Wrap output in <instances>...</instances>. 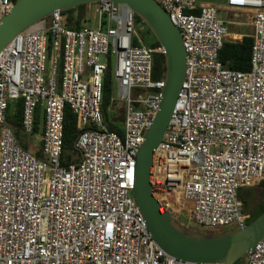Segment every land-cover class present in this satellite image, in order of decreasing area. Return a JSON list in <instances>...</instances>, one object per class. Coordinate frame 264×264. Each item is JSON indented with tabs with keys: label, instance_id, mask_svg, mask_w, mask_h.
Segmentation results:
<instances>
[{
	"label": "built area",
	"instance_id": "obj_1",
	"mask_svg": "<svg viewBox=\"0 0 264 264\" xmlns=\"http://www.w3.org/2000/svg\"><path fill=\"white\" fill-rule=\"evenodd\" d=\"M156 1L180 29L188 60L154 155V195L185 228L242 229L248 215L239 192L264 182V0ZM13 4L0 0V20ZM95 6V26L69 29L56 11L0 54V264H194L158 246L132 194L136 156L166 84L153 79L154 54L164 50L142 42L128 7L114 13L109 1ZM232 13L248 21L232 20ZM247 25L252 67L234 71L220 51L241 42ZM114 59L113 112L124 109L123 135L110 131L102 110L103 79ZM21 99L27 135L42 108L41 158L20 146L8 123L9 103ZM67 106L77 119L81 159L63 166ZM243 259L264 264V239Z\"/></svg>",
	"mask_w": 264,
	"mask_h": 264
},
{
	"label": "water",
	"instance_id": "obj_2",
	"mask_svg": "<svg viewBox=\"0 0 264 264\" xmlns=\"http://www.w3.org/2000/svg\"><path fill=\"white\" fill-rule=\"evenodd\" d=\"M109 1L114 13L131 9L148 26L164 50L167 74L159 110L136 156L132 191L148 230L158 246L184 262L236 264L264 239V212L252 223L235 231L213 234L180 226L154 195V155L171 123L187 75L188 55L180 29L156 0H17L0 20V54L19 34L35 27L56 11L67 12L83 5Z\"/></svg>",
	"mask_w": 264,
	"mask_h": 264
},
{
	"label": "trees",
	"instance_id": "obj_3",
	"mask_svg": "<svg viewBox=\"0 0 264 264\" xmlns=\"http://www.w3.org/2000/svg\"><path fill=\"white\" fill-rule=\"evenodd\" d=\"M14 3L17 0H11ZM89 5H83L76 9L63 12V15L67 19V27L72 30H81L87 23H89L88 15L86 9ZM198 14L197 12H194ZM137 25L144 24L140 17L136 15ZM150 30V29H149ZM151 32V31H150ZM152 33V32H151ZM153 34V33H152ZM154 36V34H153ZM143 42V41H142ZM144 43V42H143ZM135 45L138 44V40L135 39ZM146 46L158 49L160 44L156 37L150 43H144ZM254 40L250 34L245 33V37L241 42L233 43L226 42L223 49L220 51V61L229 67L231 70L247 72L252 67V49ZM62 68L59 69V80L61 79ZM167 66L164 54L155 53L153 58V79L155 81H161L166 79ZM115 92V80L113 67L110 64L107 72L103 79V103L102 110L105 115L106 121L109 123V129L119 135H123L124 129L122 127V114L123 111L118 113L113 112L114 109V93ZM23 110L24 101L17 100L9 103L7 120L11 128L13 129L16 139L20 146L25 150L29 151V147L32 143L33 137L41 135L43 133L44 117L42 108L38 107L35 113L34 119V131L32 135H27L23 131L22 121H23ZM79 135V130L77 128V119L69 106L65 110V120H64V143H63V154L61 157L62 165L68 166L73 163L79 162L81 159V153L75 146L76 139ZM35 155L39 158L42 157V152H37ZM264 186V182L260 184ZM239 197L243 201L244 211L248 215L247 224L252 223L264 212V201L262 203L257 202V191L255 188L241 189L239 192ZM219 233V232H218ZM223 233V232H220ZM236 264H241V260Z\"/></svg>",
	"mask_w": 264,
	"mask_h": 264
},
{
	"label": "rangeland",
	"instance_id": "obj_4",
	"mask_svg": "<svg viewBox=\"0 0 264 264\" xmlns=\"http://www.w3.org/2000/svg\"><path fill=\"white\" fill-rule=\"evenodd\" d=\"M86 12H87V15H88V19H89V25H92V26H95L96 25V20L98 18V15H96V6L95 5H89L88 8L86 9ZM219 17L221 19H225L226 18V13L224 11H219ZM230 19L232 20H236V21H239V22H247L248 21V16L246 14H242V13H232L229 15ZM239 29L236 28V27H232L231 28V31L232 32H236L238 31ZM241 31L244 32V33H248V34H252V28L250 26H246V27H242L241 28ZM137 32L139 34V38L144 42V43H150L154 40V36L153 34L150 32L148 26L145 24H140L138 25V28H137ZM101 61L103 63H107L106 61V58L105 57H102L101 58ZM49 64V62H48ZM113 67V71H114V68H115V59L112 60V62L110 63ZM116 93V87H115V92ZM118 112H121V111H124L123 108H118L117 110ZM122 118H123V114L121 115ZM38 143L39 141L36 140L35 143L32 142V144L30 145L29 147V151H32L33 153H36L38 151ZM38 146V147H37ZM255 190L257 191V202L258 203H262L264 201V186H258V187H255ZM165 212V209H162V213ZM191 230H194V231H199V232H202V233H213V234H220V232H223V233H227V232H231V231H235V229H221V230H206V229H203V228H199V227H191L190 228ZM219 232V233H218ZM241 264H245V261L244 259L241 260Z\"/></svg>",
	"mask_w": 264,
	"mask_h": 264
},
{
	"label": "crops",
	"instance_id": "obj_5",
	"mask_svg": "<svg viewBox=\"0 0 264 264\" xmlns=\"http://www.w3.org/2000/svg\"><path fill=\"white\" fill-rule=\"evenodd\" d=\"M216 5H218V6H221V7H223V5H224V1H215L214 2ZM43 134V133H42ZM42 134L41 135H37V136H35V137H33V140H32V142L33 143H35L36 142V140H38L39 141V143H38V151L37 152H41V137H42ZM32 144V143H31ZM32 152V151H31ZM36 152V153H37ZM33 153V152H32ZM35 154V153H34Z\"/></svg>",
	"mask_w": 264,
	"mask_h": 264
}]
</instances>
